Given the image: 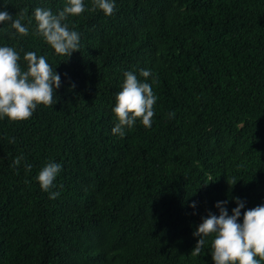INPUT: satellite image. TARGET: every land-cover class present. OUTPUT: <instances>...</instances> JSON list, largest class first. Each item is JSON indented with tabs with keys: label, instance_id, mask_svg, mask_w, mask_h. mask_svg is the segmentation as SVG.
Here are the masks:
<instances>
[{
	"label": "trees",
	"instance_id": "1",
	"mask_svg": "<svg viewBox=\"0 0 264 264\" xmlns=\"http://www.w3.org/2000/svg\"><path fill=\"white\" fill-rule=\"evenodd\" d=\"M65 2L0 0L29 27L0 29V45L46 56L61 77L54 105L0 120V264H213L211 236L191 254L201 218L217 201L229 214L234 197L264 203V0H116L111 16L84 0L70 57L32 18ZM142 68L152 126L137 119L121 138L115 93ZM49 161L62 164L55 199L35 179Z\"/></svg>",
	"mask_w": 264,
	"mask_h": 264
},
{
	"label": "clouds",
	"instance_id": "2",
	"mask_svg": "<svg viewBox=\"0 0 264 264\" xmlns=\"http://www.w3.org/2000/svg\"><path fill=\"white\" fill-rule=\"evenodd\" d=\"M92 10L99 9L111 16L116 0H92ZM86 11L84 0H66L62 9L53 13L50 8L36 7L32 18L35 21L34 35H38L58 55L70 57L79 51L80 34L70 28L69 16H78ZM23 17L14 18L8 11L0 10V29L10 27L13 35H28L29 27L22 23ZM29 23H32L30 20ZM21 51L8 45H0V120L23 121L30 118L39 105L52 106L56 92L61 86L60 75L53 70L44 55L34 51ZM23 60V67L21 65ZM120 90L115 93V104L111 111L115 116L111 131L123 138L125 129H131L139 119L146 128H151L154 105L157 97L152 90L155 78L150 69L139 70L138 78L134 71H125ZM152 77V83L148 78ZM170 115L174 116V113ZM22 157H17L13 166L19 165ZM31 165H26L30 170ZM62 171V164L49 161L40 169L35 179L42 191L55 199L58 192L52 191L55 181ZM236 207L227 208L228 200L217 201L218 215L211 211L201 218V223L193 231L196 239L191 254L199 255L211 236L209 254L213 264H262L264 262V203L246 209V202L233 198ZM196 209L193 201L190 205ZM242 210H244L242 212ZM195 214V212H194Z\"/></svg>",
	"mask_w": 264,
	"mask_h": 264
}]
</instances>
